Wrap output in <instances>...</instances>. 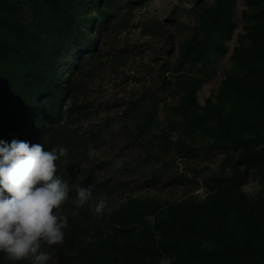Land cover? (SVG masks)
<instances>
[{"label": "rangeland", "instance_id": "rangeland-1", "mask_svg": "<svg viewBox=\"0 0 264 264\" xmlns=\"http://www.w3.org/2000/svg\"><path fill=\"white\" fill-rule=\"evenodd\" d=\"M50 2L0 0L3 104L22 100L25 72L14 54L22 39L32 50L34 37L51 33ZM90 2L81 16L89 48L81 50L78 33L66 35L60 83L74 86L47 124L56 142L44 148L67 149L56 174L70 187L63 242L43 246L49 264H264V109H246L253 82L233 60L250 45L247 29L264 2ZM76 178L99 194L79 208ZM100 197L106 208L97 214ZM169 217L193 228L192 241L169 240ZM0 264L12 262L0 253Z\"/></svg>", "mask_w": 264, "mask_h": 264}, {"label": "trees", "instance_id": "trees-1", "mask_svg": "<svg viewBox=\"0 0 264 264\" xmlns=\"http://www.w3.org/2000/svg\"><path fill=\"white\" fill-rule=\"evenodd\" d=\"M91 1L92 4L97 3L99 0ZM263 2L264 0H259L258 4L261 6ZM50 4L55 19V21H52L54 27L51 33H47V29H45V35L42 33L43 35H40V37H34L32 40L36 43V46L32 49L33 51L30 49V44L22 39L19 42L17 53L14 54L17 59L23 61L25 73L20 77L18 87L19 97L22 100L18 101L19 103L16 105L12 103L13 97L7 105L0 102V139L7 142L14 138L20 140L21 135V139L30 143H41L44 147L49 140L53 144L56 142V137L54 134L49 133L47 124L56 118L58 115L55 113L56 106L68 91L73 90L74 86L71 82H68V89H62L60 83L59 68L66 59L67 51L70 50L64 46L66 35H69V32L78 33L79 37L76 39L83 42L80 47L81 50L89 48L88 33L81 31V26L85 25V20L81 16L84 11L87 13L85 10L86 4L83 3V0H51ZM72 6L74 7L73 10L71 9ZM104 17H107V15H104ZM252 21L253 25L247 29V39L250 41V45L236 49L233 60L242 69L246 70V80L253 82L247 88L244 87L247 90L254 89L250 90L251 92L244 93L247 103L246 109L260 111L264 109V90L260 87L255 88L254 81L264 86V9L260 10L257 16L252 17ZM56 36H59L57 42H62V44L55 41ZM10 49L14 50L15 48L10 46ZM29 53H33L36 58L41 59L38 65L34 58L23 56L24 54L30 56ZM31 58L32 61L29 60ZM0 82L5 84V78L1 71ZM45 98H54L50 108H46L45 101L43 102ZM41 117H44L43 123H41ZM40 123L42 124L41 127H39ZM239 161L251 167L247 159H240ZM236 170L237 168H234L235 178L239 175ZM76 180L79 188H87L93 184L90 179L81 180L76 178ZM91 190L92 197L90 199L97 198L99 196L97 187H91ZM166 224L168 226L167 235L171 242L173 240L192 241L191 232H193V228L181 222L180 219L169 217ZM71 226L75 230L78 228V224L74 223L73 220ZM143 237V240L147 243L154 244L152 233H150V237L147 233ZM231 249L235 252L246 250L237 246H231Z\"/></svg>", "mask_w": 264, "mask_h": 264}, {"label": "clouds", "instance_id": "clouds-1", "mask_svg": "<svg viewBox=\"0 0 264 264\" xmlns=\"http://www.w3.org/2000/svg\"><path fill=\"white\" fill-rule=\"evenodd\" d=\"M66 156L63 145L45 150L41 143L0 139V253L4 260L49 264L51 254L43 246L63 242L68 221L62 206L70 187L56 173L57 162ZM91 187L77 189V208L90 200ZM105 208L100 197L93 210L102 214Z\"/></svg>", "mask_w": 264, "mask_h": 264}]
</instances>
